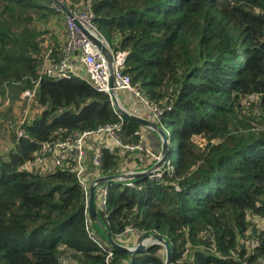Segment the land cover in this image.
I'll return each instance as SVG.
<instances>
[{
    "label": "trees",
    "instance_id": "16d2710c",
    "mask_svg": "<svg viewBox=\"0 0 264 264\" xmlns=\"http://www.w3.org/2000/svg\"><path fill=\"white\" fill-rule=\"evenodd\" d=\"M53 5L0 0V102L10 97L0 109L10 142L0 153V264H165L157 242L136 253L112 248L109 236L119 242L128 229L136 241H168L171 264H263L264 0L92 1L102 36L128 52L124 73L163 112L155 122L173 166L165 162L158 179H133L134 187L108 182L101 223L91 219L72 168L42 174L35 167L44 142L121 122L109 96L84 79L42 72L65 36L51 27L66 17ZM25 91L35 92L27 113ZM255 94L260 98L249 100ZM122 122L124 144L148 130L125 116ZM154 133L151 150L159 154ZM121 153L132 154L114 147L103 150L100 167L89 161L91 178L120 173Z\"/></svg>",
    "mask_w": 264,
    "mask_h": 264
},
{
    "label": "built area",
    "instance_id": "2783aa9c",
    "mask_svg": "<svg viewBox=\"0 0 264 264\" xmlns=\"http://www.w3.org/2000/svg\"><path fill=\"white\" fill-rule=\"evenodd\" d=\"M66 7L69 8L68 3L64 0H59ZM92 1L87 0L86 3L81 5L77 9H70L71 15H68L58 4L54 2L53 7L64 12L66 33L64 36L63 46L61 52L57 57H48L46 60L42 72L47 76L56 79H72L81 78L87 81L97 91L105 93L109 96L114 111L118 114L121 122L115 125L99 126L95 130L85 132H74L67 138L59 141H48L42 144L41 154L36 157L35 167L39 173H48L57 167L68 166L72 168L85 189L86 200L89 199V190L94 181L99 178H90L87 174L88 163L86 148L89 139L98 140L102 136L106 139L102 140V143L93 147V155L91 157V163L100 167L102 165V154L105 149H113L114 147H120L123 151L128 153L147 152L146 138L147 130L142 129L136 131V135L139 136L137 143L124 144L121 140L119 130L122 127V117L119 107L115 104L114 93L123 107L121 101L120 92H127L129 94H135L139 98V102L142 106L141 110H133L132 112L143 118L155 121L163 113L157 103L145 97L136 87L132 85L131 77L124 73V66L128 56L127 51L115 50L110 43L102 36L98 29V25L95 21V14L92 8ZM95 40L101 41L112 54V67L114 69V88L110 85V64L106 56L97 46ZM261 95L255 94L249 96V100L255 101L260 98ZM23 98L29 101L35 97V92L25 91L22 95ZM10 97L8 93L3 102H0V109L9 105ZM27 113V110H25ZM19 135L24 134L23 131H18ZM149 155L156 160H161V155L156 154L154 151L148 148ZM163 165L156 168L154 172L148 175L152 179H158L162 176ZM166 165L173 170V166L169 161H166ZM28 168H32L29 165ZM133 173V172H129ZM133 179H117L114 181H124L129 187H134ZM108 185L107 183L98 185L95 190L97 207L105 209L108 203ZM130 230V229H128ZM131 231V230H130ZM111 255V252H110ZM264 264V263H263Z\"/></svg>",
    "mask_w": 264,
    "mask_h": 264
},
{
    "label": "water",
    "instance_id": "95a60500",
    "mask_svg": "<svg viewBox=\"0 0 264 264\" xmlns=\"http://www.w3.org/2000/svg\"><path fill=\"white\" fill-rule=\"evenodd\" d=\"M53 1L56 4H58L68 15H71L70 9L68 7H66V5H64L59 0H53ZM95 42H96L97 46L99 47V49L102 51V53L106 56V58L110 64V85L112 88H114V69L112 67L111 51L101 41L95 40ZM114 101H115V104L117 105V107H119V110L123 116L128 117L132 120H135L136 122L141 124L143 127H146L148 129L150 128L151 130H155V131H158L160 133L161 140H162V150H161L162 157H161V160H159L157 163H155V165H153V167H151V169H148L146 171L133 172V173H118V174H114V175L101 176L94 181V183L91 185L90 190H89L88 207H89V213H90L91 219L98 221L99 223H101V221L99 218L98 207H97V203H96V196H95L96 187L98 185L105 184L108 182H112V181L117 180V179H137V178L142 177V176H148V175L152 174L156 168L161 167L162 164L167 161L168 156H169V152H170V147H169L168 138L166 136V133L162 130V128H160V126L158 124H156L155 122H153L149 119L143 118L141 116H138V115L124 109L120 105L115 93H114ZM148 238H154L155 242H152V243L156 244V242H157V243H159L165 247V251H166L165 264H171L172 255H173V251L171 249L172 247L168 241L164 240L160 236L146 235L143 239H141V241L139 242V244L135 248H129L125 245H122V244L118 243L115 239H113L111 236H109L108 241H109L111 247L114 249H119V250L126 251L129 253H136L140 249H144L147 247V243H145L144 239H148Z\"/></svg>",
    "mask_w": 264,
    "mask_h": 264
},
{
    "label": "rangeland",
    "instance_id": "374dc122",
    "mask_svg": "<svg viewBox=\"0 0 264 264\" xmlns=\"http://www.w3.org/2000/svg\"><path fill=\"white\" fill-rule=\"evenodd\" d=\"M66 3L71 4V0H64ZM51 27L56 30L59 31L62 34H65V22L64 20H53L51 22ZM121 101L123 103V108L132 112L133 110H141L142 106L139 102V98L135 95V94H129L125 91L120 92L119 93ZM23 98V97H22ZM26 102V101H24ZM28 105L26 107V110H30L31 105L33 107V103L32 101L28 100ZM133 113V112H132ZM152 121V120H151ZM155 122V121H153ZM157 124V122H155ZM262 129H255L256 132H259ZM155 130H151L150 128L147 130V138H146V149L144 151L147 150V152H149L148 148L154 149L155 144L157 143L156 140H158V138L156 137L157 135L154 133ZM4 135L6 136V134L4 133V131L0 130V153H4L9 147H10V142L8 141V138L4 137ZM102 139H106L105 136H102ZM100 139V138H99ZM156 139V140H155ZM93 141V139H89V141ZM87 143V148H86V156H90V164H91V157L93 155V147L91 146V142ZM156 143H154V142ZM162 142V140H161ZM93 143V142H92ZM169 143V140H168ZM176 146V144L174 145ZM154 151V150H153ZM147 152H144L143 154H136V153H132V154H123L121 153V163H120V169L121 172L120 173H129V172H143L146 171L148 169H151V167H153V165H155V163L152 166H149V161L147 159ZM147 153V154H146ZM162 156V153H159ZM149 155V154H148ZM87 157V158H88ZM172 160L175 162L176 161V153L175 151L173 152L172 155ZM89 161L85 160V163H89ZM152 162V161H151ZM158 161L156 160V163ZM89 164V165H90ZM163 165V164H162ZM87 174L90 175V178L94 176V174L91 173V171H87ZM254 222L257 224V229L258 230H262L263 229V222L261 219H257L254 218ZM128 233H125L123 237L118 239V243L125 245L129 248H135L139 242L141 240H137L134 239L135 237H131L132 232L130 230H128ZM127 234H129L127 236ZM145 243H152L155 242L154 238H148V239H144ZM252 240V239H251ZM252 242V241H251ZM133 243H136V245H134Z\"/></svg>",
    "mask_w": 264,
    "mask_h": 264
},
{
    "label": "crops",
    "instance_id": "0c3cea01",
    "mask_svg": "<svg viewBox=\"0 0 264 264\" xmlns=\"http://www.w3.org/2000/svg\"><path fill=\"white\" fill-rule=\"evenodd\" d=\"M103 137H101L100 139H98V140H95V139H93V141L91 140V141H89V142H91V146L92 147H96V145H99V144H101L102 143V140H104V139H102ZM93 142V143H92ZM88 157V156H87ZM89 159H90V156L87 158V161H89Z\"/></svg>",
    "mask_w": 264,
    "mask_h": 264
}]
</instances>
